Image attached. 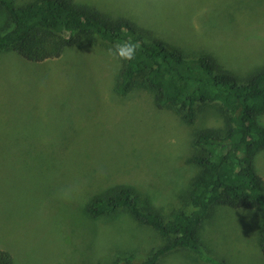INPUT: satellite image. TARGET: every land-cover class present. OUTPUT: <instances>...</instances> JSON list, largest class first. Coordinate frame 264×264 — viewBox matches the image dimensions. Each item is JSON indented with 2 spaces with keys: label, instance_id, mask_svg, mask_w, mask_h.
Wrapping results in <instances>:
<instances>
[{
  "label": "rangeland",
  "instance_id": "1",
  "mask_svg": "<svg viewBox=\"0 0 264 264\" xmlns=\"http://www.w3.org/2000/svg\"><path fill=\"white\" fill-rule=\"evenodd\" d=\"M76 1L126 19L171 50L211 55L239 83L264 64V0ZM4 19L0 9V29ZM93 39L42 62L0 51V248L13 264L147 260L165 242L155 229L122 208L99 217L86 209L92 195L114 185L134 187L140 208L166 219L192 211L186 194L199 170L188 161L197 151L192 136L222 126L223 107L198 105L188 124L156 108L146 90L110 100L124 59L116 43ZM257 120L264 126V113ZM253 165L264 179V147ZM224 173L237 179L240 170ZM258 226L256 209L212 205L198 230L200 250L224 264H264ZM156 264L212 263L176 248Z\"/></svg>",
  "mask_w": 264,
  "mask_h": 264
},
{
  "label": "trees",
  "instance_id": "2",
  "mask_svg": "<svg viewBox=\"0 0 264 264\" xmlns=\"http://www.w3.org/2000/svg\"><path fill=\"white\" fill-rule=\"evenodd\" d=\"M6 14L0 29V51H12L28 62L60 57L69 48L93 42L137 45L135 56L123 60L108 86L109 99L148 91L156 108H170L184 123L192 124L198 105L220 103L225 111L222 126L193 133L197 148L188 161L199 168L191 179L186 199L187 214L173 211L169 218L153 208H140V196L130 185H114L90 197L86 209L93 217L122 208L140 224L155 229L165 242L140 263L133 254L117 256L113 264H156L158 257L176 248H189L212 264H224L200 250L198 230L212 205L256 209L259 213L258 246L264 255V179L253 159L264 147V126L257 117L264 113V64L239 83L209 54L197 57L165 47L157 38L126 19H109L95 7L76 0H0ZM98 94V93H97ZM95 94L94 96H96ZM240 170L229 179L224 170ZM0 264H13L11 254L0 248Z\"/></svg>",
  "mask_w": 264,
  "mask_h": 264
},
{
  "label": "clouds",
  "instance_id": "3",
  "mask_svg": "<svg viewBox=\"0 0 264 264\" xmlns=\"http://www.w3.org/2000/svg\"><path fill=\"white\" fill-rule=\"evenodd\" d=\"M137 45L131 43H123L115 45V54L121 59L131 60L135 56ZM109 53H112V49H109Z\"/></svg>",
  "mask_w": 264,
  "mask_h": 264
}]
</instances>
